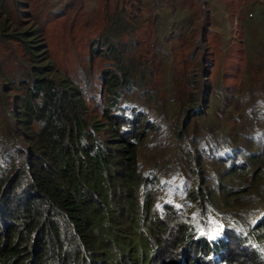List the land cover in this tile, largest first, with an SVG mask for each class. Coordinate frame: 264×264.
Listing matches in <instances>:
<instances>
[{
  "label": "trees",
  "instance_id": "obj_1",
  "mask_svg": "<svg viewBox=\"0 0 264 264\" xmlns=\"http://www.w3.org/2000/svg\"><path fill=\"white\" fill-rule=\"evenodd\" d=\"M30 2L0 0V264H264V117L246 110L201 135L210 98L190 93L168 152L123 35L134 7L105 6L90 54L111 63L99 82L84 77L87 96ZM169 170L181 181L164 180Z\"/></svg>",
  "mask_w": 264,
  "mask_h": 264
},
{
  "label": "rangeland",
  "instance_id": "obj_2",
  "mask_svg": "<svg viewBox=\"0 0 264 264\" xmlns=\"http://www.w3.org/2000/svg\"><path fill=\"white\" fill-rule=\"evenodd\" d=\"M122 1L140 21L123 35L130 39V60L142 71L144 82L137 88L146 97L152 93L150 109L142 106L155 118V111L164 116L157 120L155 139L167 143L168 152L170 128L183 113L178 106H185L190 93L198 105L204 94L210 98L195 116L201 135L227 132L246 110L264 117V0H189L191 9L182 0H31L51 57L87 96L84 77L99 82V68L111 63L108 56L90 54L92 38L104 29L105 6L110 12L113 2ZM140 7L146 10L141 19ZM181 162L173 161L176 169ZM182 172L169 170L164 180L180 182ZM159 254L154 261L161 262Z\"/></svg>",
  "mask_w": 264,
  "mask_h": 264
}]
</instances>
